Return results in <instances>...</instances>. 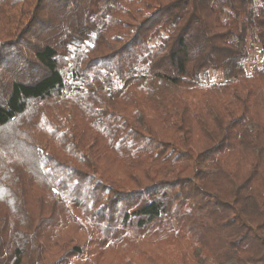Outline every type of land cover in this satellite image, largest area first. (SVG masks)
Here are the masks:
<instances>
[{
  "label": "trees",
  "instance_id": "1",
  "mask_svg": "<svg viewBox=\"0 0 264 264\" xmlns=\"http://www.w3.org/2000/svg\"><path fill=\"white\" fill-rule=\"evenodd\" d=\"M0 191V264H264V0H0Z\"/></svg>",
  "mask_w": 264,
  "mask_h": 264
},
{
  "label": "rangeland",
  "instance_id": "2",
  "mask_svg": "<svg viewBox=\"0 0 264 264\" xmlns=\"http://www.w3.org/2000/svg\"><path fill=\"white\" fill-rule=\"evenodd\" d=\"M246 48L248 51V55L245 59V69L248 73H250L255 67H259L261 65L262 62V55L260 52V44L257 42V39L255 36H252L250 34V31L247 32V42H246ZM221 75L218 73H214L212 71H209L206 74H202L201 75V79H200V84H206L209 81H221ZM10 156L16 160V162L18 163L20 161V159L22 157H25L26 153L20 152L19 149H17L16 152H11V147L9 149V151H7ZM1 196L2 193L0 191V200H1ZM4 198V196H3Z\"/></svg>",
  "mask_w": 264,
  "mask_h": 264
}]
</instances>
